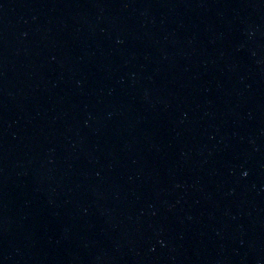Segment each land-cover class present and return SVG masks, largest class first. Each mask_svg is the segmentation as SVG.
I'll return each mask as SVG.
<instances>
[{"label": "water", "instance_id": "1", "mask_svg": "<svg viewBox=\"0 0 264 264\" xmlns=\"http://www.w3.org/2000/svg\"><path fill=\"white\" fill-rule=\"evenodd\" d=\"M0 264H264V0H0Z\"/></svg>", "mask_w": 264, "mask_h": 264}]
</instances>
